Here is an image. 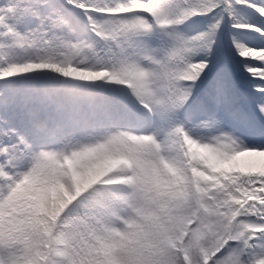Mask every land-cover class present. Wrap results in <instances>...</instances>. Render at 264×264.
<instances>
[{"label": "snow or ice", "instance_id": "6c2138e0", "mask_svg": "<svg viewBox=\"0 0 264 264\" xmlns=\"http://www.w3.org/2000/svg\"><path fill=\"white\" fill-rule=\"evenodd\" d=\"M0 264H264V0H0Z\"/></svg>", "mask_w": 264, "mask_h": 264}]
</instances>
